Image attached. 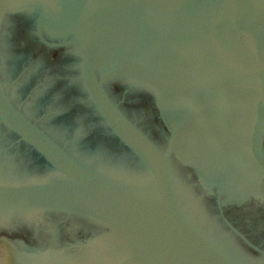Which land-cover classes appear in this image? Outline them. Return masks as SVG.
<instances>
[{
  "label": "water",
  "instance_id": "obj_1",
  "mask_svg": "<svg viewBox=\"0 0 264 264\" xmlns=\"http://www.w3.org/2000/svg\"><path fill=\"white\" fill-rule=\"evenodd\" d=\"M32 7L45 45L80 46L90 99L150 181L135 175L138 185H128L88 172L25 120L0 86V122L58 176L4 178L0 215L35 212L64 224L39 253L23 243L21 252L7 249L0 235V262L233 264L183 218L174 184L186 193L200 188L222 207L264 202V0H0V31L8 10ZM43 29L58 42L45 40ZM122 74L158 93L174 129L163 153L107 96L106 84Z\"/></svg>",
  "mask_w": 264,
  "mask_h": 264
},
{
  "label": "flooded vegetation",
  "instance_id": "obj_2",
  "mask_svg": "<svg viewBox=\"0 0 264 264\" xmlns=\"http://www.w3.org/2000/svg\"><path fill=\"white\" fill-rule=\"evenodd\" d=\"M12 10L0 31V86L11 106L88 172L125 184L138 185L135 175L150 181L145 167L112 134L90 99L82 79L80 46L48 47L37 33V11ZM42 35L48 42H58L47 30ZM105 91L122 115L163 153L174 129L161 112L155 88L122 74L110 80ZM57 177L38 151L0 122V181L53 182ZM191 190L192 194L177 190L174 184L178 209L188 224L231 263L264 264V202L257 199L254 208L245 210L222 207L200 188ZM59 222L58 216L35 212L1 214L2 243L18 252L20 243L30 251H45L48 239L62 234L64 224Z\"/></svg>",
  "mask_w": 264,
  "mask_h": 264
}]
</instances>
